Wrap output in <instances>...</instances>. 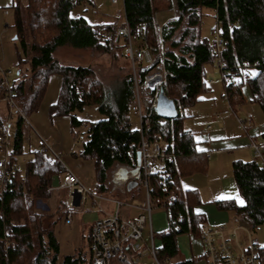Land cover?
I'll list each match as a JSON object with an SVG mask.
<instances>
[{"label": "trees", "instance_id": "obj_1", "mask_svg": "<svg viewBox=\"0 0 264 264\" xmlns=\"http://www.w3.org/2000/svg\"><path fill=\"white\" fill-rule=\"evenodd\" d=\"M82 1L27 0L25 12L19 4L14 7L11 26L21 50L17 49V79L10 87L21 113L9 109L4 114L0 110L3 136H7L9 118H16L12 149L7 150L6 140L0 141V147L6 148L7 159L2 171L4 178L0 175V264H92L89 249L86 253L82 250L61 256L54 220L43 226V213L35 209L37 201L45 202L55 190L53 178L64 174V165L40 149L27 161L25 171L17 161L23 149L28 116L39 109L52 74L62 77V85L57 101L49 108L50 116L70 117L73 136L76 144H80V155L94 161L98 192L110 190L108 179L114 164L128 167L137 164L142 134L129 120L134 95L132 71L121 91L109 99L92 68L69 65L55 57L57 49L69 46L91 50L93 55L120 50L129 60L124 44H116L108 38V33L119 24L100 26L88 22L83 15L71 14ZM123 3L125 20L135 41L142 40L139 28L144 24L146 41L156 48L154 63L140 64L138 74L143 78L152 69H162L165 81L161 87L174 100L179 112L175 117L160 121L161 117L153 111L151 128L144 130L149 139L160 135L171 156L163 160L166 170L154 169L149 178L150 195L156 206L165 207L175 219L172 228L161 234L159 246L158 258L168 264V259L177 251L176 234L186 231L201 239L206 224L204 216L194 212V206L200 202L198 190L183 189L181 178L206 171L209 157L204 150L197 149L194 134L184 127L187 116L182 115L180 109L196 104L203 94L213 90L209 69L217 68L218 63L222 94L231 106L244 102L243 87L247 86L251 102L258 103L264 113V0H123ZM173 8L174 15L161 25L164 45L161 54L157 13ZM204 8L215 12L216 25L212 33L217 26L224 40L221 50L217 49L215 39L210 41L201 33ZM27 61L30 62L29 73L22 71ZM8 93L4 74L0 72V102L8 104L5 99ZM89 105L98 106L100 119L80 118L79 113ZM262 138L264 140V134ZM232 172L243 202L225 198L216 203L222 209L234 210L256 230L264 224V162L236 159ZM139 186H142L141 178L129 192L133 193ZM60 189L67 194V189ZM65 199H60L58 207L67 212ZM68 213L69 210L66 216ZM257 249L259 264H264V246L257 245ZM113 264L138 262L114 260Z\"/></svg>", "mask_w": 264, "mask_h": 264}, {"label": "rangeland", "instance_id": "obj_2", "mask_svg": "<svg viewBox=\"0 0 264 264\" xmlns=\"http://www.w3.org/2000/svg\"><path fill=\"white\" fill-rule=\"evenodd\" d=\"M26 0H22L21 7L23 12H25ZM175 8L168 11H160L157 13V22L162 25L167 22L173 15ZM73 16L83 15L88 22L92 24H98L100 26H105L108 24H121L125 21V11L123 0H117L113 2L112 0H83L77 4L71 11ZM14 23V13L13 11L0 9V65L3 69H10L11 74L7 76L8 81L12 84L17 79L18 65H17V49L21 50L20 41L16 37V32L14 27L11 25ZM26 28L28 31L27 21ZM216 25L215 12L211 8L203 9V17L201 23V33L203 36L209 38L210 41H214V34L212 33V27ZM16 37V38H15ZM55 57L63 63L75 66H87L92 68L97 78L102 82L107 93L109 94V99L114 98V94L121 91L123 87L124 80L131 73V64L127 58L122 55L120 50H116L112 53H103L98 55H93L91 50L80 49L75 47L63 46L56 50ZM30 62L27 61L22 65V71L29 73ZM215 70L209 69V73L214 72L215 78H220L221 73L215 66H212ZM212 76V75H210ZM209 77V76H208ZM213 87L219 90L221 83L217 82L212 84ZM215 90V89H214ZM111 95V96H110ZM113 101V100H112ZM210 102V100H208ZM243 108L239 109V117H252L253 122L256 125L264 123V113L258 103H246L243 104ZM199 109V128H205L208 121L210 120L211 111H209V105L207 102L199 101V104L194 106H187L181 108V114L185 115L192 112H196ZM0 110L2 113L6 114L9 111V107L6 101L0 102ZM228 117L225 118V122L228 127H237V119L233 113L227 114ZM80 118L86 121L97 120L102 117L99 112L97 105H89L84 108L82 112L79 113ZM187 116V115H186ZM30 118V115L28 116ZM243 118V117H242ZM15 116L9 118L7 126V136H6V148L7 150L12 149V136L15 129ZM187 118H185L186 120ZM129 120L132 126L135 128L139 127L138 119L129 112ZM184 120V122H185ZM193 121L189 122L185 126H193ZM233 130V132H234ZM36 132L27 124L25 127V137L23 141L22 153L17 156L18 164L22 171L26 169L27 161L33 156V153L39 149L38 146V136ZM49 143V139L43 136ZM80 144L77 145L74 152H79ZM5 147H0V159L5 158L6 149ZM234 151H237L236 149ZM238 152H235L236 154ZM48 157H52L51 153H45ZM234 154H230L235 156ZM229 155L227 152L220 154L218 156H210L209 161H229ZM212 158V160H211ZM238 158V157H237ZM263 162V160H258ZM65 168H71L69 161H61ZM78 164L81 168L78 170L79 178L82 182L93 192H98L96 187V170L94 161L91 159L80 158ZM124 167L123 164L116 163L111 169L108 184L110 188L114 186L113 179L116 177V173L119 168ZM220 168V169H219ZM72 169V168H71ZM230 171L229 173L227 172ZM63 173L54 176L53 178V188L60 189L63 185L62 181ZM117 183V182H116ZM181 187L183 189L192 188L197 189L199 192L200 202L196 204L195 210L202 211L205 209H218L217 203L212 199V194L217 196L228 195L229 198L236 199L237 202H243V199L239 193L238 187L234 180L232 166L228 169L225 168L224 163L220 165L217 163L215 165L212 163L211 168H207L206 171H197L189 175H184L181 178ZM142 189L139 186L136 190L138 192ZM65 190H54L45 202L37 201L35 204V209L43 213V226L47 223L50 224L54 220L53 228L55 230L56 236L60 242V253L61 256L65 254H73L77 251L88 252V242L86 235L88 233V227L91 222L96 218L101 216L98 209V205L106 207V202L103 200H98V205H94L90 197H87L85 204L79 207L75 212L70 215L71 222H66L67 212L65 210L59 209V201L61 198L66 197ZM119 196L118 194H116ZM121 199L129 200L132 199L130 193L128 195L119 196ZM124 208V209H123ZM123 215H138L141 211L136 207L123 206ZM221 212H229L230 219L227 223H208L211 225H224L227 227V231H232L235 227H240L237 234L244 244H248L249 239L255 241L257 245L264 246V224L259 225L256 230H253L250 224L243 218L237 216L236 212L231 209H221ZM175 219L171 217L169 211L163 206H154L152 210V220L151 229L150 223L148 222L147 228L144 230V239L151 243L150 231L153 230L155 233V245L157 247L161 244V234L170 230L171 225ZM35 238L36 237V232ZM198 238L193 236L188 232H178L176 234V240L180 253L186 258L191 259L192 249L195 248L196 240ZM178 257H173L171 262L168 264H173ZM138 264H154V259L149 256H144Z\"/></svg>", "mask_w": 264, "mask_h": 264}, {"label": "built area", "instance_id": "obj_3", "mask_svg": "<svg viewBox=\"0 0 264 264\" xmlns=\"http://www.w3.org/2000/svg\"><path fill=\"white\" fill-rule=\"evenodd\" d=\"M112 1L116 2L117 0ZM139 30L142 40L135 41L129 24L125 20L114 31L108 33V38L116 44H124V53L131 62L134 95L130 112L138 119V128L142 134L141 145L138 150L141 151L140 178L142 191L145 195L144 203L137 204L105 193L93 192L69 167L66 168L62 177V188L67 189L65 199L66 207L69 210L66 218L67 223H71L70 215L85 204L87 197L91 198L94 205H98V200L106 202V207L98 205L101 216L93 221L90 228L88 249L92 264H113L114 260L139 262L144 256L152 257L154 264H164L158 258L159 247L155 245L153 230L150 231L151 243L144 239V230L147 228L148 221L151 223L152 210L156 206L150 195V174L154 169L165 171L166 166L163 160L171 156L167 153L160 135H156L154 139H149L144 134V130L151 128V115L153 111H156L158 92L165 81V75L162 69H152L143 78L138 74L140 64L150 65L154 63L153 51L156 49L145 39L146 26L142 24ZM158 30L160 32V53L162 54L164 45L161 36V25H158ZM213 34L216 47L221 50L224 47V40L217 26L213 29ZM0 72L4 74L6 86L9 88V93L5 98L8 101L9 109L21 113V109L13 97L10 82L7 79V76L11 74V70L3 69L0 65ZM211 82L214 81L211 80ZM163 119L161 117L160 121ZM238 121L241 126L245 127L246 121L244 119L238 117ZM4 140H6V137L0 134V141ZM38 145L41 152L51 153L61 161L59 153L40 134ZM251 148L254 159L263 160L264 162V140L252 141ZM6 164V158L0 160L2 179L5 176L2 171ZM136 165L135 163L134 167ZM21 175L24 176V172H21ZM123 206L136 207L141 212L136 216L125 217L123 216ZM238 229L240 227H235L228 232L227 227L224 225L204 224L201 239L203 254L208 264H259L256 243L250 239L248 244L240 241L237 234Z\"/></svg>", "mask_w": 264, "mask_h": 264}, {"label": "crops", "instance_id": "obj_4", "mask_svg": "<svg viewBox=\"0 0 264 264\" xmlns=\"http://www.w3.org/2000/svg\"><path fill=\"white\" fill-rule=\"evenodd\" d=\"M21 3L22 0H0V9H4L5 12L11 9L14 13V7L17 4L21 6ZM216 66H217L216 69L219 70L218 63L216 64ZM210 69H212V67H210ZM213 70L215 69L213 68ZM214 72L215 71H213L212 74L209 73V81L213 80L214 81L213 84L220 82L222 87L221 79L219 77L215 78L213 76ZM61 85H62V77L58 74H52L49 78L47 90L39 109L36 112L30 114L29 124L30 127L34 130V132H36L37 136H39V134L42 136H46L49 139L52 146L54 147V149L59 153L61 161H69L71 168L78 173V170L81 168V166L78 164V161H80V158H84V157H82L79 152L78 153L74 152V150L77 147V144L72 133L71 119L67 115L51 117L49 113L50 106L53 103H55L59 97ZM243 91L245 97L244 102L237 104L233 107L228 102V99L222 94L223 90L220 87L219 90L213 87V90L211 92L203 94L201 96L200 101L207 102L209 105V111H211L210 120L212 121V123H215V125H212L208 121L205 128L200 129L199 109L196 112H192V113L188 112V114H185L187 115V119L184 122V127L194 134L195 145L197 149L201 151L204 150L208 155L209 160L211 155L218 156L220 154H223L224 152H227L229 155L230 152L231 154L238 152L234 154L235 156L233 157L232 155H229V161H208L209 170L211 168L212 163H214L215 165H217V163L219 165L221 163H224L225 168L228 169V166L231 167L233 161L236 159H242V160L254 159L253 150L251 148V142L257 140H263L262 135L264 134V123H261L260 125H256L253 122L252 117L242 116L243 118L242 117L240 118L246 121L245 127H243L238 121L239 109L243 108L242 107L243 104L252 103L250 99L251 93L248 87L244 86ZM208 100H210V102H208ZM196 104H199V101ZM229 113H233L236 116L237 127L235 130L234 128L228 127V124L225 122V118L228 117L227 114ZM191 121L194 122L193 126L190 125L189 128H187V126L185 125ZM208 126H210V128H208ZM235 149L237 151H234ZM227 172L229 173L230 171L227 170ZM78 177L80 176L78 175ZM110 180L108 181L110 182ZM113 181H114V186L110 188V190L105 194L119 198L120 195L123 196V195H128L130 193L129 190H127L126 182L124 180H118L115 177ZM136 190L137 188H135L133 193H130V195H132V199H129L127 201H131L137 204H143L145 200L144 192L142 191V189L139 190L138 192H136ZM116 194H118L119 196H117ZM211 197L216 202V200L218 199H225L231 196L228 195L217 196L216 194H212ZM195 206H194V212L204 216V222L206 224L227 223V221H229L230 219L229 212H223V211L221 212L220 210L222 208L220 207H219L220 210L215 208L210 210L202 208V211H197L195 210ZM132 216L128 215L125 217H132ZM92 223L93 222H91L88 227V233L86 235L87 242H89L90 228ZM149 226H151V223ZM197 238L198 239L196 240L197 243L195 245V248L192 249V257L191 259H188L180 253L175 236L177 251L171 258L168 259V262H171V259L173 257H178V260H176L173 264H208L206 257L203 254L204 253L203 243L199 237Z\"/></svg>", "mask_w": 264, "mask_h": 264}, {"label": "water", "instance_id": "obj_5", "mask_svg": "<svg viewBox=\"0 0 264 264\" xmlns=\"http://www.w3.org/2000/svg\"><path fill=\"white\" fill-rule=\"evenodd\" d=\"M156 112L159 116L163 118L175 117L179 113L174 100L167 96L163 87L159 88L157 102H156ZM136 156H137L136 167L124 166L119 170L120 175L116 177V179L124 180L126 182L127 190L129 191L138 185L141 175L140 173L141 151L138 150Z\"/></svg>", "mask_w": 264, "mask_h": 264}, {"label": "flooded vegetation", "instance_id": "obj_6", "mask_svg": "<svg viewBox=\"0 0 264 264\" xmlns=\"http://www.w3.org/2000/svg\"><path fill=\"white\" fill-rule=\"evenodd\" d=\"M120 169H121V168L118 169V171H117V173H116V177H118V176L120 175V174H119V173H120V171H119Z\"/></svg>", "mask_w": 264, "mask_h": 264}]
</instances>
